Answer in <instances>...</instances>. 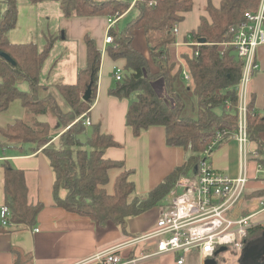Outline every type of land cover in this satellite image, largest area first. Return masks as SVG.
Masks as SVG:
<instances>
[{"label": "trees", "instance_id": "1", "mask_svg": "<svg viewBox=\"0 0 264 264\" xmlns=\"http://www.w3.org/2000/svg\"><path fill=\"white\" fill-rule=\"evenodd\" d=\"M0 2L6 4L0 18V51L15 61L13 64L0 56V111L20 100L30 114L56 117L59 127L54 134L47 121L37 117L30 121L16 118L0 126V135L6 141V144L0 142V149L10 146L24 151L25 145H30V150L42 152L54 173L55 203L65 210L88 217L101 226L112 222L127 233L129 217L139 216L157 206H167L168 196L179 179L195 174L201 162L208 159L203 152L209 145L238 132L237 86L245 64L232 47L221 49L218 43L231 40L230 29L244 21L246 12H256L260 0H222L219 7L210 3L207 7L209 18L202 17L197 31L186 40L197 42L205 38L207 42L185 45L178 52L172 28L192 9L193 0H136L134 5L129 0H28L33 5L56 2L65 17L117 18L127 12L123 22L117 20L109 30L114 42L107 46L108 55L113 60H126L122 79L116 80L109 93L130 100L126 125L134 136H140L152 126H163L166 143L180 146L188 153L182 166L145 195L135 193V183L130 179L132 170H124L116 178L114 192L109 193L105 188L108 172L123 167L124 163L107 158L105 151L118 143L110 134L101 132L99 124L87 126L78 122L70 125L90 109L95 99L102 59L96 40L90 34L85 35L86 65L79 69L76 83H56L58 94H53L52 87L43 83V71L57 37L47 34L42 48L35 41L12 43L9 32L17 24L18 3L17 0ZM141 29L146 36L150 60L133 44L136 32ZM150 61L156 70L152 69ZM183 68L191 77L185 91L194 98L193 116L184 115L186 100L176 88L177 82L184 80ZM160 78L165 82L173 105L159 96L152 85ZM90 84L92 95L84 100ZM59 97L68 104L67 110L61 107ZM263 132L264 112L256 108L255 96H252L246 115V133L248 139L257 144L259 157L255 162L264 168ZM2 166L5 171L4 205L10 208L12 221L17 225H35L42 202H29L24 170L15 168L8 159L3 160ZM62 191L65 192L63 196ZM5 230L0 224V232ZM251 250L255 252L249 256V262L255 260L258 252L264 253L261 224H254L247 230L242 264ZM12 252L13 264H32L30 254L18 248H13Z\"/></svg>", "mask_w": 264, "mask_h": 264}, {"label": "crops", "instance_id": "2", "mask_svg": "<svg viewBox=\"0 0 264 264\" xmlns=\"http://www.w3.org/2000/svg\"><path fill=\"white\" fill-rule=\"evenodd\" d=\"M221 1L193 0L192 9L184 13V19L179 23L180 31L177 40L185 42L189 35L197 31L201 18H209L208 5L211 3L213 6L219 7ZM17 3V24L9 32L10 41L16 44L32 41L36 34L44 33L47 26L52 23L51 8L52 5L54 6V15L58 17V27L64 31L61 36V44L57 41L54 44L56 49H64V56L57 69L60 71L59 76H65L66 80L63 83H76L79 69L86 65L87 47L84 41L86 34H90L96 40L98 47L103 52L96 95L88 116L93 124L100 125L101 132L110 134L118 143V146L107 148L105 156L124 163L123 167L109 170V181L105 185L109 193L114 192L116 178L124 170H132L130 179L135 183V193L145 195L177 167L185 163L188 153L180 146H170L166 143V130L163 126H152L144 130L140 136H134L132 129L126 125L130 100L118 98L109 93V89L116 82L115 69L117 67L124 69L126 60H113L107 53V46L103 45L108 17H65L56 2L43 5L45 11H42L41 4L33 5L28 0H17ZM5 10L6 4L0 2V18ZM42 13L51 17L48 18L47 24L43 28H41L44 25H41ZM141 41L143 44L139 45ZM133 44L150 60L146 36L142 29L136 32ZM183 46L185 45L176 46V51L178 52ZM56 62H58V57L52 58V64L43 74V83L52 88L56 83L51 84L48 82V78L53 72ZM256 62L258 68L249 84V100L255 96L256 108L264 112V45L257 50ZM47 63L49 62L46 61L45 65ZM151 65L152 69L156 70L152 62ZM155 81L152 83L154 89L155 84L160 81L162 96L158 95L164 98L168 94L164 80L160 78ZM187 84L186 80L178 81L176 88L182 95L191 97L185 91ZM26 116L28 113L21 101L15 100L6 110L0 111V126H5L16 118H25ZM41 116L44 117H40L38 120L51 123L47 115ZM2 140L0 135V142ZM261 140L264 143V132L261 134ZM218 143L215 145L218 147L215 150L213 147L208 157L212 167L229 177H238L243 170H246L250 177L243 199L235 206L233 218L249 217L252 224H261L264 221V204H262L264 202V179L255 178L257 167L255 159L259 157L257 144L248 139L241 146L238 132L226 140L218 141ZM30 148V145H25L24 151L10 146L0 149V207L4 205L5 171L2 166L4 159H8L15 168L24 170L29 202H42L43 204L35 225H16L6 227L5 231L0 232V264H13V248L30 254L32 264H82L83 260L97 252L124 244L134 236L155 228L157 218L166 206H157L139 216L129 217L127 233H124L112 222L107 226H101L88 217L69 212L58 206L53 196L54 173L49 161L42 152H34ZM64 194L65 192L62 191L61 195ZM35 228H39V231H34ZM140 249L151 250L142 244L137 248L122 247L121 253L127 256L131 255L134 250L139 252ZM177 258V255L167 253L142 260L137 264H177ZM185 264H200L197 254L194 252L187 255Z\"/></svg>", "mask_w": 264, "mask_h": 264}, {"label": "built area", "instance_id": "3", "mask_svg": "<svg viewBox=\"0 0 264 264\" xmlns=\"http://www.w3.org/2000/svg\"><path fill=\"white\" fill-rule=\"evenodd\" d=\"M136 0L131 2L134 5ZM117 22V18H109L103 39L104 47L114 42L109 33ZM179 23L173 25L172 32L179 36ZM231 40L218 43L221 49L232 47L237 56L244 61V71L237 86L239 93V130L238 139L241 146L248 141L246 133V115L249 102V84L253 74L257 71L256 54L259 47L264 45V0H260L256 12H246L245 19L237 27L231 28ZM191 38V35L188 36ZM201 43L179 42L176 46ZM104 51V49H103ZM103 53V52H102ZM179 58V56L177 55ZM124 69L117 67L114 71L115 80H121ZM183 79L190 81L191 77L186 68L182 71ZM90 110V109H89ZM78 116L72 124L82 122L91 126L92 120L88 112ZM217 144L213 142L203 152L209 156L211 149ZM255 178L264 179V168L257 165ZM250 177L243 170L238 177L225 176L212 167L205 158L198 171L190 176H182L168 196V205L159 215L155 228L149 232L134 236L124 244L114 246L108 250L97 252L83 260L82 264H137L138 262L172 253L178 256L177 264H185V258L196 253L200 264L207 259H217L220 255L227 256L234 250L238 258L242 255V247L247 230L251 227L250 218H233L235 206L243 199ZM11 210L7 205L0 207V224L12 227L17 224L11 219ZM264 227V221L261 222ZM34 231L38 232L39 228ZM145 245L150 251L140 249L131 255L124 256L122 247ZM225 247L226 250L217 253ZM217 264V263H216Z\"/></svg>", "mask_w": 264, "mask_h": 264}, {"label": "rangeland", "instance_id": "4", "mask_svg": "<svg viewBox=\"0 0 264 264\" xmlns=\"http://www.w3.org/2000/svg\"><path fill=\"white\" fill-rule=\"evenodd\" d=\"M50 3H52V4H55V2H47V3H41V6H42V11H45L44 10V7H43V5L45 6L46 4H50ZM51 12H52V14H51V17H50V15H45L44 13H42V21H41V25L42 24H44V25H42L41 26V28H43V26H45V24H47V20H48V18L50 17L52 20V23L51 24H49L48 26H47V30H48V32H47V30L44 32V33H42V34H40V33H38V34H36L35 35V37L33 38V40L32 41H35L36 43H38L39 44V47L40 48H42L43 47V45L46 43V35L47 34H52V35H55L56 37H57V39H56V41L59 43V44H61V36L63 35V33H64V31L63 30H61V29H59V27H58V22H57V18L58 17H56V15H54V6L52 5V8H51ZM127 13V12H126ZM125 13V14H126ZM125 14H123V15H120V16H117V20H120L121 22H123V17L125 16ZM47 33V34H46ZM143 44V41H141V42H139V45H142ZM56 46V45H55ZM221 47V46H220ZM64 56V49L63 48H58V49H56V47H54V49H53V52H52V54H51V56L49 57V59L47 60V62H49V63H47V65H45V67H44V71H43V74L44 73H46V70H47V68L49 67V65L50 64H52V58H54V57H58V62H56V64H55V66H54V70H53V72H51V75H50V77L48 78V82H51V84H53V83H60V82H65V76H59L58 74L60 73V71H58L57 69L59 68V66H60V63H61V59H62V57ZM177 60L179 61V60H181L180 59V57L178 58L177 57ZM180 62V61H179ZM156 82V81H155ZM160 82V81H159ZM159 82H157L156 84H155V89H156V91H157V93L159 94V95H161L160 94V83ZM56 85L54 84V86H53V88L52 89H50V91L53 93V94H58V90L56 89V87H55ZM24 88V87H23ZM162 96V95H161ZM184 96V99L186 100V109L184 110V115L185 116H193L194 115V110H193V108L195 107V102H193L194 101V98L193 97H189L188 95H183ZM166 100H167V102L170 104V105H173V103H174V101H173V99L171 98V97H169L168 96V94H166L165 95V97H164ZM59 102H60V105H61V107L64 109V110H67L68 108H69V106H68V104L66 103V101H64V100H61L60 99V97H59ZM249 103V102H248ZM192 109V110H191ZM28 113V112H27ZM189 114H191V115H189ZM48 116V118L51 120V126H52V130H53V133L55 134L56 132H58V130H59V127H57V118L56 117H54V116H52V115H47ZM34 117H37L36 119H38V118H40V117H44V116H41V115H33V114H30V113H28V116H26L25 118L28 120V121H30L31 119H33ZM75 120V119H74ZM74 122V121H73ZM72 122V123H73ZM72 123L70 124V125H72ZM2 142V144H6V141L4 140V138H3V140L1 141ZM217 144H219V143H217ZM218 146H214V150L217 148ZM246 189H247V187H246ZM262 204H264V202L262 203ZM263 206V205H262ZM264 256V253H262V252H258L257 253V257L255 258V260H257V259H259V258H262ZM242 260H243V258H241V257H239L238 258V254H236L235 253V251L234 250H231V252L229 253V254H227V256H224V255H220L219 257H218V261H217V264H242L241 262H242Z\"/></svg>", "mask_w": 264, "mask_h": 264}, {"label": "water", "instance_id": "5", "mask_svg": "<svg viewBox=\"0 0 264 264\" xmlns=\"http://www.w3.org/2000/svg\"><path fill=\"white\" fill-rule=\"evenodd\" d=\"M198 42L201 43V44H203V43H206L207 40L205 38H199L198 39ZM0 56H2L4 59H6V60L12 62L13 64H15V61L6 52L0 51ZM91 95H92V86L90 84V85H88V87H87V89H86V91L84 93L83 99L84 100H88V99H90ZM197 171H198V168H196L195 173H197ZM224 250H226V248L225 247H222V248H220L217 251V253H220V252H222ZM254 252H255V250H251L250 252L247 253V255L245 256V258L249 257L250 255H253ZM216 263H217L216 260L213 259V258L207 259L205 261V264H216ZM255 264H264V260L263 261H257Z\"/></svg>", "mask_w": 264, "mask_h": 264}, {"label": "flooded vegetation", "instance_id": "6", "mask_svg": "<svg viewBox=\"0 0 264 264\" xmlns=\"http://www.w3.org/2000/svg\"><path fill=\"white\" fill-rule=\"evenodd\" d=\"M264 260V256L262 257V258H259V259H257V260H254V261H252V262H249L250 261V259H249V257H247L246 259H244V264H255L257 261H263Z\"/></svg>", "mask_w": 264, "mask_h": 264}]
</instances>
